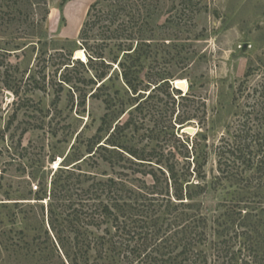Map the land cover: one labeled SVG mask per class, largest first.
Returning a JSON list of instances; mask_svg holds the SVG:
<instances>
[{
  "label": "trees",
  "instance_id": "1",
  "mask_svg": "<svg viewBox=\"0 0 264 264\" xmlns=\"http://www.w3.org/2000/svg\"><path fill=\"white\" fill-rule=\"evenodd\" d=\"M194 1L179 0L180 11L193 13ZM168 2L170 9L176 8L174 0L94 1L78 34L87 65L100 62L110 66L105 64L104 47L111 50L117 46L116 52L131 58L135 67L134 71L123 69L122 77L127 88L137 93L141 88L140 69L136 68L146 54L151 24ZM49 13L48 0H0V29L13 28L12 33L17 34L22 31L19 26L27 24L25 36L10 40L31 38L37 41L30 42H40ZM103 22L107 25L102 39L109 41L106 45L89 44L90 32ZM134 41L137 45L132 49ZM12 46L20 49L17 43ZM118 53L109 61L116 62ZM106 76V72H96L87 81V85L99 84L90 96L111 78ZM167 78L151 81L154 87L149 94L161 90L180 93ZM73 80L62 79L78 90L75 85L81 79ZM243 84H239L237 93L243 92ZM191 89L192 84L183 99L190 97ZM252 91L257 97L244 113L245 120H235L238 123L228 132L232 139L222 137L214 149L217 174L210 180L205 171L209 151L207 144H202L206 135L197 132L194 142L183 140L176 146L184 152L182 160L173 156L164 159V155L153 159L114 137L108 138L113 148L99 144L108 116L104 114L101 127L86 145L78 140L81 132L76 135L61 166L53 172L49 188L39 184L32 191L30 186L25 195L15 199L33 200L38 212L33 216H29L32 212L24 213L26 224L17 231L18 241H12V229L5 232V250L11 264H264V81ZM194 118L188 113L176 121L183 125ZM130 122L123 126L128 128ZM120 129L124 128L118 126L114 131ZM90 161L94 168L105 163L118 173L105 177L84 170L83 165ZM228 183L235 186L231 201L206 204L209 196ZM22 204L32 206L30 202ZM32 219L36 223L33 229L29 224Z\"/></svg>",
  "mask_w": 264,
  "mask_h": 264
},
{
  "label": "rangeland",
  "instance_id": "2",
  "mask_svg": "<svg viewBox=\"0 0 264 264\" xmlns=\"http://www.w3.org/2000/svg\"><path fill=\"white\" fill-rule=\"evenodd\" d=\"M94 1L48 0L50 13L40 42H30L37 41L31 38L10 40L25 36L27 24L19 26L22 31L17 34L12 33L13 28L0 29V264L12 263L5 250V232L12 229V241H18L17 231L26 224L24 213L32 212L29 216H33L38 212L33 200L15 199L25 195L30 186L32 191L39 184L49 188L53 172L61 166L76 135L81 132L78 140L86 145L101 127L104 114L108 116L99 144L113 148L108 138L114 137L153 159L164 155V159L173 156L182 160L184 152L176 146L183 140L191 144L197 132L206 135L202 144H207L209 151L205 171L210 180L217 174L216 145L222 137L232 139L230 128L245 120L244 113L257 97L252 90L264 81V0H195L193 13H182L179 0H174L176 8L172 9L168 2L151 24L146 54L136 68L140 69L139 88H150L135 94L122 77L123 69L134 71L135 67L131 58L116 52L117 46L111 50L104 47L105 64L110 66L86 63L78 34ZM100 25L90 32L89 44L106 45L109 41L101 35L107 22ZM14 43L19 50H14ZM136 45L134 41L132 49ZM76 51L80 58L75 56ZM115 52L117 61L110 62ZM248 69L251 71L247 75ZM102 71L107 73L105 79L111 78L90 96L99 84L86 83ZM63 77L76 82L81 79L75 85L78 90L65 84ZM161 77H168L171 87L176 81L180 93L161 90L149 94L154 87L151 81ZM241 82L243 92L237 93ZM190 84V97L185 100L182 97ZM188 113L195 118L178 124L176 119ZM129 119L131 124L125 128ZM118 126L124 129L114 131ZM181 126L195 131L182 133ZM182 134L189 136L180 137ZM196 141L201 138L196 137ZM82 168L105 177L118 173L105 163L94 168L91 161ZM230 185L219 188L206 204L231 201L235 186ZM29 224L32 229L36 226L34 219Z\"/></svg>",
  "mask_w": 264,
  "mask_h": 264
},
{
  "label": "water",
  "instance_id": "3",
  "mask_svg": "<svg viewBox=\"0 0 264 264\" xmlns=\"http://www.w3.org/2000/svg\"><path fill=\"white\" fill-rule=\"evenodd\" d=\"M75 56L78 57V58H80V56L78 55V51L75 52ZM172 85H174V87L177 88V87H176V86H177L176 81H174V82L172 83ZM177 89L182 90L181 88H177ZM180 128H181V132H182V133H193V132L195 131V130H194L193 132H191L190 130H186V129H185L186 126H181Z\"/></svg>",
  "mask_w": 264,
  "mask_h": 264
}]
</instances>
